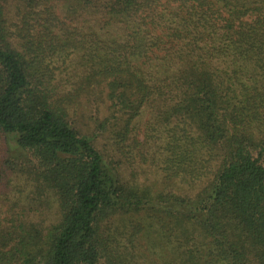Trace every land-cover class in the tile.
Here are the masks:
<instances>
[{
    "label": "trees",
    "instance_id": "1",
    "mask_svg": "<svg viewBox=\"0 0 264 264\" xmlns=\"http://www.w3.org/2000/svg\"><path fill=\"white\" fill-rule=\"evenodd\" d=\"M0 135V264H264V0H0Z\"/></svg>",
    "mask_w": 264,
    "mask_h": 264
},
{
    "label": "rangeland",
    "instance_id": "2",
    "mask_svg": "<svg viewBox=\"0 0 264 264\" xmlns=\"http://www.w3.org/2000/svg\"><path fill=\"white\" fill-rule=\"evenodd\" d=\"M78 56V55H73V54H69L68 56L66 57H58L56 58L54 61L56 64H58L59 66H61V68L57 71L58 72V79L62 82V83H65V77L63 76L65 73H64V67H65V63H62L63 62V59L66 58L67 59V65L69 66V64L72 62V61H75V57ZM67 72H72L71 69H68L66 70ZM61 72V73H60ZM66 75V74H65ZM77 78V77H76ZM75 78V79H76ZM77 80L79 81V78H77ZM105 82H103L101 85L99 84H96L97 85V89L95 88L94 91L91 92H88L84 97H82V99L79 101L78 103V112L77 113H73V116L75 119L78 120L77 124L79 125V127H83V129H90V127H92V130L95 129V126L97 124L96 120H91L89 119V116L90 114H94V115H98V120H100L101 118H103L104 115H106V110H107V106L108 104H110V100H107L106 98V92H107V89H104L105 88ZM101 88H103L104 90L100 92ZM101 95V96H100ZM104 96V98H102ZM93 97L92 99H95L96 101H98L97 103L101 102V105H100V110L102 113H100V111H97L96 108H94L93 105H90V106H87V102L85 101L86 98H91ZM101 99V100H100ZM102 107V108H101ZM89 108V109H88ZM75 112V111H74ZM87 127V128H86ZM110 135L109 134H106L105 137L103 138H99V142L97 143L99 145V147H101L103 150H108L110 149V147L112 146L111 145V140L110 138H108ZM3 144V149H1L0 147V159L7 156V154H9V150H10V146H9V142L8 140L3 137L2 135H0V145ZM152 165L151 163L149 164H146L145 167L143 169H148L145 173H140V176L143 178L144 177H148L149 179L154 177L155 174H154V170L152 169ZM142 170V169H141ZM128 173H129V170H128Z\"/></svg>",
    "mask_w": 264,
    "mask_h": 264
}]
</instances>
